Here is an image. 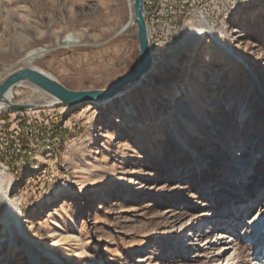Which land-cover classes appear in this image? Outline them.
Returning a JSON list of instances; mask_svg holds the SVG:
<instances>
[{
	"label": "rangeland",
	"instance_id": "obj_1",
	"mask_svg": "<svg viewBox=\"0 0 264 264\" xmlns=\"http://www.w3.org/2000/svg\"><path fill=\"white\" fill-rule=\"evenodd\" d=\"M179 6L122 105L42 106L31 84L12 89L38 107L0 111V264H255L264 0ZM37 47L48 50L23 59ZM138 57L130 0H0V83L34 66L70 89L105 88Z\"/></svg>",
	"mask_w": 264,
	"mask_h": 264
},
{
	"label": "water",
	"instance_id": "obj_2",
	"mask_svg": "<svg viewBox=\"0 0 264 264\" xmlns=\"http://www.w3.org/2000/svg\"><path fill=\"white\" fill-rule=\"evenodd\" d=\"M130 4L139 47V57L134 67L118 76L108 87L93 89H70L55 76L40 68L34 66L19 68L10 72L0 83V111H23L38 107L32 103L12 102L7 98V94L12 92L15 86L25 82L50 97V102L42 106H77L108 100L140 81L143 75L149 73L154 60L145 18L144 0H130Z\"/></svg>",
	"mask_w": 264,
	"mask_h": 264
},
{
	"label": "bare ground",
	"instance_id": "obj_3",
	"mask_svg": "<svg viewBox=\"0 0 264 264\" xmlns=\"http://www.w3.org/2000/svg\"><path fill=\"white\" fill-rule=\"evenodd\" d=\"M131 24H132V20L130 22H128L127 24L123 25L121 27V29H120V32H125L129 28V26ZM210 35H212V39L214 40V43L216 44V46L220 50H222L224 53H228V52L231 51L230 50V47L227 44L222 43V41L216 35H214L213 33H211ZM150 40L151 39L149 38V41ZM78 41L79 40L76 39V38L71 40V42H75V43H77ZM47 50L48 49L45 48V47H37V48L31 49V50H28L25 53L23 59L26 60V61H28V62H32L37 56L41 55L42 53L46 52ZM146 78H147V74L146 75H143L141 77L140 81L133 83L131 85V87H128L124 91L119 92L115 97H112V98H110L108 100H104V101H100V102H90L89 104H91V105L106 106V105L112 103L113 101H115V100L117 101L118 100L119 101V104L122 105L125 102V99L129 95L133 94L138 88H140L143 85V82L146 80ZM11 96H12V92H10V93L7 94V98L8 99H11ZM43 98H45V96L43 94H41L39 96V98H37V100H40V99H43ZM127 109H128V112H130L129 110H131L132 107H128ZM243 116H244V113H242V116L241 117L243 118ZM0 185H1V183H0ZM10 208L12 210H14L13 207L10 206ZM261 227H264V217L262 219L260 218V220L256 221V223L253 225V230H254V233H256V235H259V234L263 233L262 231H264V230H262ZM222 238H228V237H222ZM262 243H263V241H261L260 246L257 249V255H256V257L253 258V261H255V264H257L261 260H264V251H263ZM228 248H231V247L229 246Z\"/></svg>",
	"mask_w": 264,
	"mask_h": 264
},
{
	"label": "built area",
	"instance_id": "obj_4",
	"mask_svg": "<svg viewBox=\"0 0 264 264\" xmlns=\"http://www.w3.org/2000/svg\"><path fill=\"white\" fill-rule=\"evenodd\" d=\"M179 3L183 4V0H144L149 36H160L159 34L161 31H164L165 34H169L170 26L167 25L162 27V24L170 23V18L173 17L172 14L175 13L176 9L181 7ZM157 30H159V32L156 34ZM20 113H22V111H20ZM25 136L33 137L34 132L28 130ZM12 137L18 140L19 132L14 131Z\"/></svg>",
	"mask_w": 264,
	"mask_h": 264
}]
</instances>
